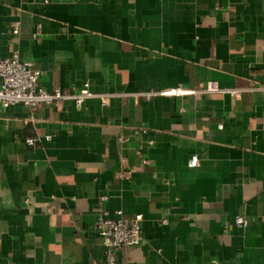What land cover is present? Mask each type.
Returning <instances> with one entry per match:
<instances>
[{"label": "crops", "instance_id": "crops-1", "mask_svg": "<svg viewBox=\"0 0 264 264\" xmlns=\"http://www.w3.org/2000/svg\"><path fill=\"white\" fill-rule=\"evenodd\" d=\"M14 51L94 95L0 104V264H105L102 209L142 214L115 264H264V0H0Z\"/></svg>", "mask_w": 264, "mask_h": 264}, {"label": "built area", "instance_id": "built-area-1", "mask_svg": "<svg viewBox=\"0 0 264 264\" xmlns=\"http://www.w3.org/2000/svg\"><path fill=\"white\" fill-rule=\"evenodd\" d=\"M13 33L17 32V27L12 29ZM41 70L32 65L30 61H24L20 58L19 53L14 51L11 56L0 57V104L6 107L13 103H22L28 107H34L37 104L55 103L58 99L71 96L76 105L80 106L84 98L94 95L86 86L83 90L73 94H65L58 88L52 91L44 89L39 84ZM230 91L237 94L238 90L234 88H220L215 80H207L205 86L200 91ZM198 90L183 86L180 84L170 86L160 90H143L139 95L150 97L153 94H169L181 96L192 94ZM105 98L102 97L104 102ZM37 137L27 136L25 142L34 144ZM199 163L198 156L193 153L188 159L189 166H196ZM142 214L135 213L133 217L124 219L121 216L110 217L102 209L97 219V232L105 246V264H115V250L125 244H137L142 239L141 228ZM162 221H166L163 219ZM248 219L243 215H236L234 224L245 226Z\"/></svg>", "mask_w": 264, "mask_h": 264}]
</instances>
